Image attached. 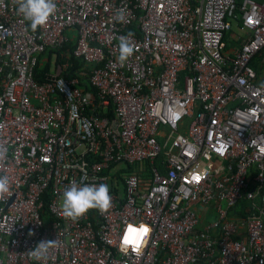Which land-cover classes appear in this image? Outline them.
I'll use <instances>...</instances> for the list:
<instances>
[{"label":"built area","instance_id":"built-area-1","mask_svg":"<svg viewBox=\"0 0 264 264\" xmlns=\"http://www.w3.org/2000/svg\"><path fill=\"white\" fill-rule=\"evenodd\" d=\"M56 3L33 30L0 0V264H264V0ZM71 38L90 69L58 60ZM145 160L151 182L123 171ZM74 181L106 183L112 207L65 219Z\"/></svg>","mask_w":264,"mask_h":264},{"label":"clouds","instance_id":"clouds-1","mask_svg":"<svg viewBox=\"0 0 264 264\" xmlns=\"http://www.w3.org/2000/svg\"><path fill=\"white\" fill-rule=\"evenodd\" d=\"M17 11L27 21L31 29L35 30L45 25L49 18L57 12L56 0H16ZM117 18L123 22L125 12L118 10ZM129 36L121 37L119 40L118 60L123 65L133 55L134 47ZM8 150L0 145V162L7 159ZM11 182L7 175H0V201L5 200L10 194ZM112 207V196L110 188L106 183L83 184L75 181L63 192L61 205L62 216L72 221L78 220L89 210L96 209L101 213L107 212ZM12 224L8 225L10 231ZM146 232L148 231L147 228ZM32 233L29 232V235ZM55 246V241L41 240L31 250L30 255L36 261H46L49 258L50 250Z\"/></svg>","mask_w":264,"mask_h":264},{"label":"trees","instance_id":"trees-1","mask_svg":"<svg viewBox=\"0 0 264 264\" xmlns=\"http://www.w3.org/2000/svg\"><path fill=\"white\" fill-rule=\"evenodd\" d=\"M73 47H74V40L73 38H71L61 48L56 50V52L58 53L57 55L58 60L62 61L65 59L70 63L69 72L71 74H76L77 69H85V70L90 69L91 67L90 64L72 55ZM50 53H51V50L49 54ZM47 65H49V62ZM47 65L46 66L39 65L36 67V78L38 80H41L43 78V73L47 70ZM80 84L84 91L93 90V88L88 84L86 76L81 75ZM109 115H111V113H109ZM161 159L162 158H159L158 160H156L154 162V165H156L159 170L163 171ZM152 165L153 164L150 161L145 160V161L137 162L135 164H128L123 171L128 172V173L134 171L135 173H137L140 179L151 182L152 181V169H151ZM249 205H250V201L243 199L240 202H238L237 205L232 209L231 214L234 216H244L246 214V208Z\"/></svg>","mask_w":264,"mask_h":264},{"label":"rangeland","instance_id":"rangeland-1","mask_svg":"<svg viewBox=\"0 0 264 264\" xmlns=\"http://www.w3.org/2000/svg\"><path fill=\"white\" fill-rule=\"evenodd\" d=\"M46 61H47V56L46 57H43L42 63H45Z\"/></svg>","mask_w":264,"mask_h":264},{"label":"snow or ice","instance_id":"snow-or-ice-1","mask_svg":"<svg viewBox=\"0 0 264 264\" xmlns=\"http://www.w3.org/2000/svg\"><path fill=\"white\" fill-rule=\"evenodd\" d=\"M143 232H146V229H143Z\"/></svg>","mask_w":264,"mask_h":264}]
</instances>
